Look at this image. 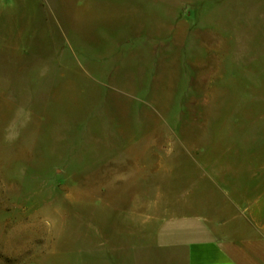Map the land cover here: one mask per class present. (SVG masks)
<instances>
[{
	"label": "rangeland",
	"instance_id": "374dc122",
	"mask_svg": "<svg viewBox=\"0 0 264 264\" xmlns=\"http://www.w3.org/2000/svg\"><path fill=\"white\" fill-rule=\"evenodd\" d=\"M258 145L264 0H0V264H189Z\"/></svg>",
	"mask_w": 264,
	"mask_h": 264
},
{
	"label": "crops",
	"instance_id": "0c3cea01",
	"mask_svg": "<svg viewBox=\"0 0 264 264\" xmlns=\"http://www.w3.org/2000/svg\"><path fill=\"white\" fill-rule=\"evenodd\" d=\"M241 159L231 183H217L226 194V217L200 218L201 232L188 247L189 264H264V149L258 145Z\"/></svg>",
	"mask_w": 264,
	"mask_h": 264
}]
</instances>
